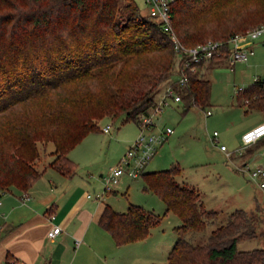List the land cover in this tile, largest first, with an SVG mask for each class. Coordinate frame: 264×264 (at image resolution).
I'll return each instance as SVG.
<instances>
[{
    "label": "trees",
    "instance_id": "1",
    "mask_svg": "<svg viewBox=\"0 0 264 264\" xmlns=\"http://www.w3.org/2000/svg\"><path fill=\"white\" fill-rule=\"evenodd\" d=\"M143 7L145 13L135 0L121 5L118 0H0V190L25 192L41 176L44 169L35 166L39 144H53V159L44 168L73 176L77 165L68 154L88 132L100 130L99 120L137 122L154 104L175 70L177 54ZM262 24L264 0H176L172 5L174 31L187 46L227 41ZM221 49L218 58H227L229 48ZM187 74L186 85L178 89L183 113L192 106L204 109L211 94V82L199 69ZM237 98L246 111L264 115L263 80L239 88ZM180 174V166L173 165L140 175L143 190L155 193L165 212L180 221L174 226L178 239L162 264H264V246L238 248L239 242L258 237L254 218L244 209L232 211L205 244L185 239L204 230L217 212L205 207L195 187L178 182ZM160 220L139 204L130 203L125 211L105 204L98 223L121 246L145 239Z\"/></svg>",
    "mask_w": 264,
    "mask_h": 264
},
{
    "label": "rangeland",
    "instance_id": "2",
    "mask_svg": "<svg viewBox=\"0 0 264 264\" xmlns=\"http://www.w3.org/2000/svg\"><path fill=\"white\" fill-rule=\"evenodd\" d=\"M135 1L145 13L141 0ZM125 2L118 0L120 5ZM257 42L259 47L262 46L264 35ZM245 63L237 61L234 66L227 63L232 70L226 69L225 63L218 68L208 63L205 74L201 76L211 82L209 105L204 109L192 106L183 113L181 103L172 104L155 118L158 129L169 126L173 128V133L158 148L144 172L179 165L181 174L176 177L178 182L195 187L201 193L205 207L217 212V216L207 223L204 230L186 234L185 239L193 244H205L211 230L224 224L232 211L244 209L254 218L258 237L239 242L238 248L250 250L264 246V188L251 180L247 171L255 165L251 161L243 168L239 167L237 158L227 157L219 147L224 144L228 150H234L240 144L243 127L261 119L259 111H246L247 105L239 104L237 98L238 89L253 80L252 75L249 76L253 68L247 67ZM207 109L213 113L206 115ZM106 124H110L109 132L102 130ZM97 125L100 130L88 132L70 150L71 153L76 151V174L92 185L90 193L93 194L95 188L120 211L126 210L128 203L132 202L159 214L160 222L150 228L145 239L134 241L137 243L130 246L122 257L133 259L128 264L165 263L178 239L174 226L178 225L179 218L171 211L165 212L164 202L155 193L143 190L141 176L131 178L124 175L119 182L123 186L119 185L117 193L108 192L102 179L108 168L114 166L125 153L126 145L131 144L136 137L137 122L105 117ZM214 131L218 132V143L213 140ZM39 147L40 158L35 161L38 169L48 158L49 151L53 150V144L49 143L47 147L39 144Z\"/></svg>",
    "mask_w": 264,
    "mask_h": 264
},
{
    "label": "crops",
    "instance_id": "3",
    "mask_svg": "<svg viewBox=\"0 0 264 264\" xmlns=\"http://www.w3.org/2000/svg\"><path fill=\"white\" fill-rule=\"evenodd\" d=\"M257 44L258 42L254 44V52L245 63L247 67L253 68V73H249L253 80L242 88L256 79L264 81V42L260 47ZM208 63L214 68L225 63L228 70H232L229 64L235 65L227 58H216L200 65L201 75L205 74ZM259 112L261 119L246 124L242 133L264 122V115ZM50 151L48 161L44 160L40 168L44 169L43 173L27 191L23 192L16 187L0 190V264H5L8 256L15 259L17 264L131 263L133 259H124L122 255L137 242L118 246L98 223L105 204L120 210L113 206L110 199L96 197L99 192L95 188L93 195L88 197L87 194H92L89 192L92 185L76 173L66 176L52 167L44 168L53 159ZM74 154L76 155V151H70L68 156L77 161ZM234 158H237L236 164L239 167L246 166L251 161L254 165L264 167V137L247 147L242 156ZM119 182L114 187V192H110L119 191V185L123 186ZM130 203L132 202L127 207ZM203 203L205 205L204 200ZM55 225H59L62 230L54 237H49L48 232ZM76 239L80 240L79 245H76Z\"/></svg>",
    "mask_w": 264,
    "mask_h": 264
},
{
    "label": "built area",
    "instance_id": "4",
    "mask_svg": "<svg viewBox=\"0 0 264 264\" xmlns=\"http://www.w3.org/2000/svg\"><path fill=\"white\" fill-rule=\"evenodd\" d=\"M175 1L141 0L147 9L148 15L158 21L170 37L173 49L177 54L176 67L172 76L159 92L154 104L149 107L147 112L139 116L137 121L138 133L134 140L118 162L108 168L106 174L103 175L107 191L112 190L124 175L131 178L140 176L158 148L173 133V128L169 126L158 129L155 118L165 110L166 106L181 103L182 94L178 89L186 85L188 81L187 72H196L200 67V63L220 57L221 48L226 45L229 48L227 59L231 64H235L237 61H246L254 52V44L264 35V24H262L246 33L233 35L227 41L209 39L193 46H187L180 40L172 25V5ZM205 114H212V110L207 109ZM110 128V124H106L102 130L109 132ZM262 137H264V122L244 131L241 135V144L234 150H228L224 144H220L219 147L229 158L233 156L240 157L245 153L247 147L256 143ZM213 140L215 143L219 141L217 131L213 132ZM247 171L250 179L256 181L259 187L264 188V167L255 165L248 168ZM92 195L87 194L88 197ZM96 197L100 198L101 194L96 193ZM61 230L59 225H55L48 232V236L54 237ZM75 243L79 245L80 240L76 239ZM5 264H14V262L10 260Z\"/></svg>",
    "mask_w": 264,
    "mask_h": 264
}]
</instances>
